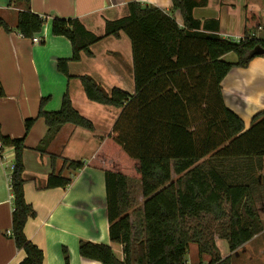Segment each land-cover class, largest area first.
<instances>
[{"label":"trees","instance_id":"obj_1","mask_svg":"<svg viewBox=\"0 0 264 264\" xmlns=\"http://www.w3.org/2000/svg\"><path fill=\"white\" fill-rule=\"evenodd\" d=\"M25 4L18 12L15 29L26 38L44 30L48 17L31 9V0H11ZM172 11L133 1L129 15L107 21L105 34L88 30L78 18L53 17L51 33L66 37L71 58L59 59L58 70L71 78L69 62L83 54L92 56V46L105 36L130 38L133 51L136 93L120 88L107 91L89 75H82L88 99L121 108L110 134L87 163L105 173L107 216L112 242L123 246L119 259L111 246L81 241L80 255L101 264H188L186 254L197 244L200 263L232 264L223 258L216 235L238 252L256 235L264 232L257 202L262 199L258 184L264 160V111L246 129L241 117L230 110L222 95V81L235 67L247 68L263 54L264 39L251 35L261 26L258 12L247 10L246 34L239 41L220 34L217 19L200 20L194 9L208 0H172ZM180 10L183 25L174 12ZM13 31L3 18L0 29ZM237 62L226 61L228 53ZM6 96L0 82V97ZM49 98L42 99L38 116L25 120L21 137L4 135L0 123V160L4 147H13L15 160L11 174L13 194L12 237L25 252L18 264H44V252L28 239L25 227L35 215L25 195L23 153L26 138L38 118H44L48 132L37 147L43 149L65 124L94 130L65 94L61 109L45 111ZM53 163L55 155L51 156ZM74 171L83 161L64 159ZM173 173L176 178H173ZM130 178L141 183L143 204L132 196ZM72 177L52 172L46 188L67 187ZM211 215L214 223L204 220ZM134 216V220L132 219ZM65 264H70L64 248Z\"/></svg>","mask_w":264,"mask_h":264},{"label":"crops","instance_id":"obj_2","mask_svg":"<svg viewBox=\"0 0 264 264\" xmlns=\"http://www.w3.org/2000/svg\"><path fill=\"white\" fill-rule=\"evenodd\" d=\"M133 1L168 12L173 6L172 0H31L32 11L48 17L43 32L37 35L41 41L36 43L15 29L18 12L26 5L0 0V18L14 28L11 32L0 29V82L6 93L0 97L3 134L23 136L25 120L38 116L42 99L49 98L44 110L54 112L61 109L66 93L74 107L94 124L92 131L65 124L52 141L38 150L48 132L44 118H38L26 138L25 195L35 215L28 220L25 234L43 250L44 264H65L64 248L69 252L70 264H101L80 255L81 241L109 245L119 259L124 258L123 246L112 242L109 235L105 173L87 164L103 145L122 109L88 99L79 77L89 75L107 91L120 88L135 94L132 44L124 32L118 38L105 36L92 46V56L83 54L79 61L69 62V78L58 70V60L72 57V45L66 37L52 35L51 21L53 17L78 18L88 30L103 36L107 21L128 16L129 3ZM248 9L258 12L262 20L253 32L254 37L264 39V0H208L206 6L194 9V16L200 20H219L220 34L239 41L246 34ZM173 14L183 25L180 10ZM223 58L238 61L233 52ZM221 86L226 106L249 128L253 118L264 111V56L254 58L247 68H233ZM52 155L56 156L54 163ZM64 159L83 161L85 166L74 171L64 164ZM14 160V148L4 147L0 160V264H18L25 257L11 235ZM54 171L72 177V182L67 187L46 188L48 177ZM259 175L258 189L263 198L257 207L264 224V166ZM172 176L176 178L175 173ZM137 182L140 190L136 196L144 201L141 183ZM216 245L222 249L223 258L231 256L232 259L234 255L252 264H264V232L233 254L228 241L218 235ZM209 260L210 256L206 255L200 264H208Z\"/></svg>","mask_w":264,"mask_h":264},{"label":"rangeland","instance_id":"obj_3","mask_svg":"<svg viewBox=\"0 0 264 264\" xmlns=\"http://www.w3.org/2000/svg\"><path fill=\"white\" fill-rule=\"evenodd\" d=\"M130 186H131V190L134 194V198H135V202L137 204V206H141L142 205V202H143V198H141L140 196H136V194H138L139 190H140V186L138 184L137 181H135L134 179H130ZM132 219L134 220V216H132ZM204 220L206 222H209V223H214L213 222V218L211 215H205L204 216ZM222 249H219V252L221 251ZM186 260L187 262H190V264H200V261L198 260V249H197V244L195 243H191L190 244V247H189V250H188V253L186 254ZM234 261L236 264H247L251 261H248V260H243L242 258L241 259H237L235 258V256L233 255L232 256V259H231V263L234 264ZM252 264V262H251Z\"/></svg>","mask_w":264,"mask_h":264},{"label":"water","instance_id":"obj_4","mask_svg":"<svg viewBox=\"0 0 264 264\" xmlns=\"http://www.w3.org/2000/svg\"><path fill=\"white\" fill-rule=\"evenodd\" d=\"M253 53H259L264 55V49L263 48H257L253 51Z\"/></svg>","mask_w":264,"mask_h":264},{"label":"built area","instance_id":"obj_5","mask_svg":"<svg viewBox=\"0 0 264 264\" xmlns=\"http://www.w3.org/2000/svg\"><path fill=\"white\" fill-rule=\"evenodd\" d=\"M251 35H253L254 36V34L252 33ZM243 38V37H242ZM241 38V39H242ZM33 40H34V42H39V41H41V39L38 37V36H36L35 38H33Z\"/></svg>","mask_w":264,"mask_h":264}]
</instances>
